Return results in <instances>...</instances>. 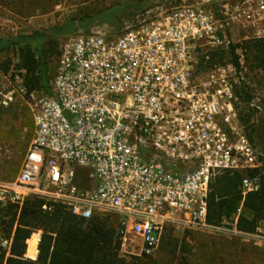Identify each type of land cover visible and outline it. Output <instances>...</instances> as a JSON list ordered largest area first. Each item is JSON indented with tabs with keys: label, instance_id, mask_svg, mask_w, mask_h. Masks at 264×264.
Here are the masks:
<instances>
[{
	"label": "built area",
	"instance_id": "built-area-1",
	"mask_svg": "<svg viewBox=\"0 0 264 264\" xmlns=\"http://www.w3.org/2000/svg\"><path fill=\"white\" fill-rule=\"evenodd\" d=\"M263 20L264 0H208L155 14L119 36L80 33L62 42L55 76L30 106L33 136L19 173L0 184L5 256L13 234L3 236V214L32 197L83 220L112 213L122 244L132 236L145 257L159 252L168 228H212L210 182L263 161L238 117L237 90L251 87L243 56L238 67L205 71L199 57L227 49L234 28ZM259 188L258 177L244 176L242 201ZM241 211L242 204L235 220ZM237 220L234 233L251 235L236 230ZM41 234L25 241L24 259H37Z\"/></svg>",
	"mask_w": 264,
	"mask_h": 264
},
{
	"label": "rangeland",
	"instance_id": "rangeland-1",
	"mask_svg": "<svg viewBox=\"0 0 264 264\" xmlns=\"http://www.w3.org/2000/svg\"><path fill=\"white\" fill-rule=\"evenodd\" d=\"M126 1L0 0V39L30 36L50 28H61L72 19L87 21L97 12L116 8ZM204 2L208 0H165L159 6H151L146 13L121 21L117 28L96 23L86 29L78 28L63 32L57 37L48 34L37 51L36 74L44 75V83L50 85L59 58L58 46L70 37L93 32L119 36L155 14L172 10L183 4ZM208 7L215 11L221 9L213 3H209ZM263 30L264 20L248 30L234 28L231 44L223 50L227 51L231 45L238 46L236 54H241L245 62L242 46L249 40L264 38ZM19 63L17 48H10L0 53V184L10 182L17 177L32 140L30 106L34 99L46 92L42 89L28 94L25 87L26 72L16 70ZM246 67L253 96L250 104L253 103L258 109L240 102L238 112L245 116L249 112L253 113L244 126L246 135L261 155L264 164V72ZM99 214L107 216L118 227L117 216L108 212ZM232 223L231 218L224 221L220 227L210 229L168 228L164 232L160 250L154 257L140 255L138 244L128 235L124 244L120 242L119 255L137 264H264V231L242 236L234 233ZM260 226L264 229V220Z\"/></svg>",
	"mask_w": 264,
	"mask_h": 264
},
{
	"label": "trees",
	"instance_id": "trees-1",
	"mask_svg": "<svg viewBox=\"0 0 264 264\" xmlns=\"http://www.w3.org/2000/svg\"><path fill=\"white\" fill-rule=\"evenodd\" d=\"M164 1L127 0L116 8L97 12L87 21L72 19L61 28H50L30 36L0 39V53L10 48H17L20 63L16 66V70L26 72L25 87L28 94L42 89L47 91L45 77L36 74V65L40 43L48 34L57 37L63 32L78 28L86 29L96 23L117 28L121 21L146 13L151 6H159ZM237 47L231 45L227 51L219 49L201 55L198 69L205 71L225 64L238 67ZM241 50L246 66L264 72V38L245 42ZM57 54L59 55V46ZM237 95L239 103L243 102L247 106L253 99L251 88L245 85H241ZM252 116L253 113L250 112L246 116L238 112L239 121L243 126ZM31 128L33 136V123ZM244 176L258 177L260 188L257 192L247 194L242 201L240 184ZM206 203V224L212 227H220L224 221L230 220L242 204L236 230L243 234H255L264 220V164L260 169L247 173H223L216 176L209 184ZM44 206L46 209H43ZM3 218V236L9 237L13 233V242L9 257L5 256V252L0 247V264H137L120 257L121 241L118 228L105 215L98 214L89 220H83L72 215L65 206L32 197L24 202L19 212L16 207L8 208ZM36 230L42 232L38 257L35 261L26 260L23 258L25 241ZM36 254L35 241L30 240L28 256L34 258Z\"/></svg>",
	"mask_w": 264,
	"mask_h": 264
},
{
	"label": "crops",
	"instance_id": "crops-1",
	"mask_svg": "<svg viewBox=\"0 0 264 264\" xmlns=\"http://www.w3.org/2000/svg\"><path fill=\"white\" fill-rule=\"evenodd\" d=\"M237 220V219H236ZM235 220V216H233L232 217V221H236ZM232 228H235V222L234 223H232ZM260 231H261V233L264 231V229H263V227L262 226H260V228H258Z\"/></svg>",
	"mask_w": 264,
	"mask_h": 264
},
{
	"label": "water",
	"instance_id": "water-1",
	"mask_svg": "<svg viewBox=\"0 0 264 264\" xmlns=\"http://www.w3.org/2000/svg\"><path fill=\"white\" fill-rule=\"evenodd\" d=\"M141 151H142L143 153H147V152H148V150L145 149V148H143Z\"/></svg>",
	"mask_w": 264,
	"mask_h": 264
}]
</instances>
